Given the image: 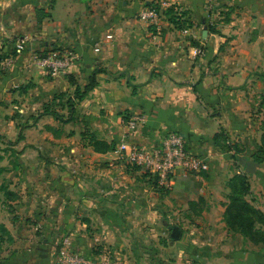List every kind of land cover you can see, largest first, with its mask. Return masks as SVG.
Wrapping results in <instances>:
<instances>
[{"label": "crops", "instance_id": "0c3cea01", "mask_svg": "<svg viewBox=\"0 0 264 264\" xmlns=\"http://www.w3.org/2000/svg\"><path fill=\"white\" fill-rule=\"evenodd\" d=\"M172 9L193 27L176 29ZM2 44L13 63L0 62V225L12 238L22 208L37 234L70 238L96 264H264V244L225 221L240 175L264 214V167L237 161L262 136L251 112L264 119V0H0ZM51 50L77 59L53 77L38 64ZM91 78L73 120L56 119ZM168 132L206 169L160 191L117 148Z\"/></svg>", "mask_w": 264, "mask_h": 264}, {"label": "built area", "instance_id": "2783aa9c", "mask_svg": "<svg viewBox=\"0 0 264 264\" xmlns=\"http://www.w3.org/2000/svg\"><path fill=\"white\" fill-rule=\"evenodd\" d=\"M214 1V0H210ZM158 14L154 10L145 9L141 14L142 18L149 26L156 25ZM156 36L154 37V39ZM24 41H19V47ZM4 51V46L2 44ZM1 47V48H2ZM200 50L196 54H200ZM77 59L73 53H63L59 50L51 52L38 59V64L45 68L53 77L65 72ZM13 63V58L9 57L2 61V64L9 66ZM117 153L119 158L126 165L149 174L153 182H158V187L169 189L172 178L177 172L185 175H198L206 169L202 158L192 156L186 149L184 138L177 132L165 134L160 144L153 148H142L122 142ZM56 264H96L94 260L81 254L70 238L65 239L57 253Z\"/></svg>", "mask_w": 264, "mask_h": 264}, {"label": "trees", "instance_id": "16d2710c", "mask_svg": "<svg viewBox=\"0 0 264 264\" xmlns=\"http://www.w3.org/2000/svg\"><path fill=\"white\" fill-rule=\"evenodd\" d=\"M170 22L174 25V27L178 30H184L187 28H192L193 24L190 23L186 19V13L178 12L174 9L170 10ZM3 49V47L1 48ZM0 49V62H2L4 59L11 57V54H8L5 51H2ZM96 81L94 78H91L90 84L84 88V90H81L78 88L76 90L74 98H70L68 100V106L70 108L69 116L68 118H65V116H61L56 112H51V114L58 120H60L63 123H68L73 120L74 114H75V102L76 100H81L85 97V95L95 87ZM50 112L48 110H45V112L41 115H39L36 120L40 118L44 114H49ZM21 130L28 127V124H23L20 126ZM224 137L223 134H219L216 136L215 141L218 143V138ZM4 138L0 136V141ZM23 139L22 133L17 138V141L15 143H18ZM10 145H14L13 142H10ZM262 142H264V134L262 136ZM236 147V146H235ZM223 148H226L225 150L232 149L231 146H224ZM235 150V149H234ZM236 153H240L237 149L235 151ZM2 159V156H0V161ZM260 157L257 155L254 156L255 162H261ZM149 175V174H148ZM154 184L156 187H158V182L154 181ZM232 188L234 191V194L231 198V204L229 206V209L226 214L225 221L226 223L231 227L239 230L243 236L247 237L252 242L258 244L263 243L264 244V228L258 229L257 226L262 225L264 227V214L261 213L259 210L254 208L252 205H250L246 200L245 196L249 193L250 185L248 183L247 177L240 175L235 177L232 180ZM160 191H164L165 188L161 187ZM9 235V241L12 242V237L10 233L8 232L7 228L4 225H0V246L4 242H6V239Z\"/></svg>", "mask_w": 264, "mask_h": 264}, {"label": "rangeland", "instance_id": "374dc122", "mask_svg": "<svg viewBox=\"0 0 264 264\" xmlns=\"http://www.w3.org/2000/svg\"><path fill=\"white\" fill-rule=\"evenodd\" d=\"M251 113V119H254L255 122L258 123L259 132H262L263 136L264 119L258 122V119L254 117V115L260 114L262 111ZM262 136L260 140L256 138L255 143L247 144L246 147L247 151L249 150V158L237 157V161L240 162L242 167L247 168V163L249 162L255 163V171L253 173L256 172L257 167H264V142H262ZM251 146L254 147V150H251ZM231 147L233 150L235 149L234 151L237 149L240 152L241 150L238 144H233ZM255 155L260 157V163L255 162ZM13 157L15 158V156ZM17 206H19V204H17ZM31 210H33V208H31ZM12 215L15 219L13 221V230L11 231V233L14 234V238H12L13 241L10 242L8 235L6 242L0 246V264H56L58 250L62 246V243L65 242V238L58 239L50 234H37L36 227L29 224V221L32 219L26 218L27 214H24L22 208L20 212L16 210ZM76 248L78 247L76 246Z\"/></svg>", "mask_w": 264, "mask_h": 264}, {"label": "water", "instance_id": "95a60500", "mask_svg": "<svg viewBox=\"0 0 264 264\" xmlns=\"http://www.w3.org/2000/svg\"><path fill=\"white\" fill-rule=\"evenodd\" d=\"M247 169L249 172H254L255 171V163L249 162L247 164ZM181 237V229L179 227H174L171 233V238L172 240L176 241L179 240Z\"/></svg>", "mask_w": 264, "mask_h": 264}]
</instances>
